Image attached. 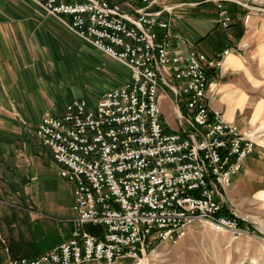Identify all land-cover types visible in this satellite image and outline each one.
I'll list each match as a JSON object with an SVG mask.
<instances>
[{"label":"built area","instance_id":"2783aa9c","mask_svg":"<svg viewBox=\"0 0 264 264\" xmlns=\"http://www.w3.org/2000/svg\"><path fill=\"white\" fill-rule=\"evenodd\" d=\"M155 3L41 4L75 36L124 65L130 78L95 105L75 99L38 124L37 141L73 187V229L50 252L9 257L8 264H136L154 246L186 238L196 224L242 236L241 217L226 205V195L256 143L208 102L211 75L234 50L210 59L196 47L177 48L168 10H153ZM231 22L223 10L222 29ZM165 99L176 130L166 120ZM88 226L102 228L101 235Z\"/></svg>","mask_w":264,"mask_h":264},{"label":"crops","instance_id":"0c3cea01","mask_svg":"<svg viewBox=\"0 0 264 264\" xmlns=\"http://www.w3.org/2000/svg\"><path fill=\"white\" fill-rule=\"evenodd\" d=\"M45 1L0 0L1 168H18V159L24 153L32 157L38 155V159L49 167L58 166L50 150L36 139L38 124L47 114H57L75 99L95 105L109 88L105 82L93 80L92 85L102 91L99 95L95 94L98 97L95 102L90 100L85 89L87 81H83L87 79L83 70L87 64L92 65L88 48L92 50L93 46L49 16L41 6ZM175 1L177 3L171 4ZM184 4L182 0H158L153 10L174 8L165 15L171 24L175 46L179 49L196 47L210 59H215L228 49L234 50L225 60L223 69L212 73L208 102L211 109L221 112L227 122L236 124L256 143L254 154L233 176L226 205L237 211L238 203H242L240 201H250L257 204V210L262 209L264 19L252 16L245 24L244 13L235 16L230 28L223 30L216 19L217 14L210 11V4L177 10L183 8ZM0 181L15 183L8 175L0 176ZM73 206L74 201L72 212L75 217ZM1 244H6V241L0 234V249ZM4 252L6 262L9 254L6 250Z\"/></svg>","mask_w":264,"mask_h":264},{"label":"rangeland","instance_id":"374dc122","mask_svg":"<svg viewBox=\"0 0 264 264\" xmlns=\"http://www.w3.org/2000/svg\"><path fill=\"white\" fill-rule=\"evenodd\" d=\"M174 3L177 2L171 4ZM182 3H185L183 8L177 10L196 8L204 3L210 4V11L217 14L216 19L220 27L219 20L223 10L231 15L232 22L235 16L244 13V23L248 15L264 19V0H198L197 2L182 0ZM164 8L168 10L166 15L174 9L173 7ZM166 15L165 18L168 19ZM88 49L92 65L87 64L86 69L83 70L87 78H84L83 81H87L85 89L90 95V100L94 101L102 90L92 85L93 80L105 82L109 85L108 91L127 81L130 78V73L124 65L102 51L94 47L92 50ZM175 84L180 85L178 82ZM73 93L71 91L72 95ZM95 94L97 95L95 96ZM63 109L59 112H62ZM173 109L169 101L165 99L163 111L166 120L171 126L170 128L176 130L177 123ZM25 156L24 153V156L19 157L18 168L16 167L14 170L0 167V176L8 175L15 181L14 184H5L0 181L1 237L6 243L19 237L30 239L32 230L39 228L44 236L58 235L64 242L70 237L71 227H73V187L59 177L58 166L49 167L43 164L38 159V155L32 157L28 154L26 158ZM260 196L264 200V194ZM240 202L242 203H238L240 205L237 206V213L241 217V222L245 223L241 237L217 234L208 227L196 224L186 238L176 244L154 246L136 264H264V208L257 210L255 202ZM11 213L15 215L14 218ZM3 256L7 257L6 254ZM7 261L8 259L4 264H8ZM129 263L130 261L123 264Z\"/></svg>","mask_w":264,"mask_h":264},{"label":"trees","instance_id":"16d2710c","mask_svg":"<svg viewBox=\"0 0 264 264\" xmlns=\"http://www.w3.org/2000/svg\"><path fill=\"white\" fill-rule=\"evenodd\" d=\"M14 217L15 215L12 216V218ZM240 225L241 228L245 229L244 222H241ZM87 230L96 236L101 235L102 232V228L93 226H88ZM62 243V238L58 235L49 234L48 236H44L41 229L32 230L30 239L19 237L18 239L8 241L6 244H1L0 264L5 263V256H3L5 250L11 258H36L50 252Z\"/></svg>","mask_w":264,"mask_h":264}]
</instances>
